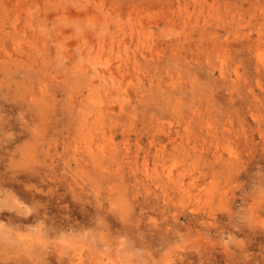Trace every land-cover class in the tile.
Segmentation results:
<instances>
[{
    "label": "rangeland",
    "instance_id": "rangeland-1",
    "mask_svg": "<svg viewBox=\"0 0 264 264\" xmlns=\"http://www.w3.org/2000/svg\"><path fill=\"white\" fill-rule=\"evenodd\" d=\"M167 1L0 0V227L15 232L0 228L1 264H43L42 250L49 264H264V66L256 56L264 58V36L256 48L245 44L264 31V0H187L183 10ZM169 12L174 32L175 23L192 31L178 18L188 16L207 18L209 35L194 31L190 42L182 34L185 47L162 54L158 67L141 42H175ZM215 37L233 41L220 52ZM94 68L105 70L103 82ZM95 102L105 107L100 120ZM90 148L111 156L95 167ZM169 170L189 193L165 182ZM10 198L39 221L8 225ZM11 236L39 247L28 255Z\"/></svg>",
    "mask_w": 264,
    "mask_h": 264
},
{
    "label": "bare ground",
    "instance_id": "bare-ground-1",
    "mask_svg": "<svg viewBox=\"0 0 264 264\" xmlns=\"http://www.w3.org/2000/svg\"><path fill=\"white\" fill-rule=\"evenodd\" d=\"M185 2L184 3H182V0H174V1H170V0H168L167 1V7L169 8V9H172L174 6H177V7H179V8H182V10H183V7L184 6H186L187 5V0H184ZM192 1H194V0H192ZM199 5H201V4H199ZM177 7H176V9H177ZM197 7V6H196ZM194 8V7H193ZM188 9H189V7H188ZM201 9H203V8H201ZM182 10H178V15L179 16H181L183 13H182ZM200 10V9H199ZM221 10V9H220ZM171 11V10H170ZM184 11H188V10H184ZM183 11V12H184ZM192 11V10H191ZM212 11H213V9H212ZM219 11V10H218ZM173 12H176L175 10H173ZM200 12V11H199ZM206 12V11H205ZM216 12H217V10H216ZM189 13V12H188ZM192 13V12H191ZM209 13V12H208ZM211 13V12H210ZM218 13V12H217ZM217 13H215L214 12V14H216V15H218ZM173 14V13H172ZM193 14V13H192ZM201 14V13H200ZM222 14V13H221ZM199 15V14H198ZM202 15H204V13H202ZM202 15H201V17H202ZM213 15V14H212ZM211 15V16H212ZM220 15V14H219ZM207 16V15H206ZM214 16V15H213ZM184 17V16H183ZM179 19H182L181 20V26H182V28H189L190 30H192V31H189L188 29V31L189 32H186L184 29V31H182V32H179V30H178V27H177V25H176V23H175V27H176V32H174V30H175V28H173V26H174V23L173 22H175V20H176V18H174V17H172L171 16V14H170V12L169 13H167L166 14V21L168 22V24L170 25V29L174 32V33H176L177 34V36H176V40L174 39V41L175 42H173V43H169L168 41H169V39L168 40H166L165 41V43L166 44H170V45H166L165 46V48L163 47V48H159V45H160V43L158 44L156 41H155V38H151V37H147L148 39H149V42H147V40L148 39H142V44H144L143 45V48H145V47H149L151 50H150V53H148L150 56H148V55H146L145 53H144V51L143 52H141L142 53V55H143V57L145 58V60L148 62V63H150V64H152L153 63V61H149V58H147V57H151V58H153V59H156V62H154L158 67H159V60H161V59H163V56H162V54H167V53H170L171 52V54H173V55H175V54H177V53H179L180 51L179 50H181L183 47H185V45L183 44V45H181L180 46V43H179V41H182V34H183V39H185V40H188L189 39V41L191 42V39H193V33L192 32H194V31H196V34H198V37L200 38V40H201V38L202 37H204L205 38V36L208 34L209 35V33H208V26H209V21L207 20V18L205 19L204 18V16H203V19H205V21L203 20V23H199V21L198 20H196L195 18H194V20H196V22L195 21H192L191 19H187L188 18V16H187V18H186V16H185V19L184 18H182V17H178ZM189 18H191V17H189ZM221 18V17H220ZM9 19H10V17H9ZM187 19V20H186ZM215 19V18H214ZM217 20V19H216ZM220 20V19H219ZM0 21H1V24L3 23V24H5L3 21H2V19H1V15H0ZM180 21V20H179ZM222 21V20H221ZM13 25H14V22H11ZM213 23V22H212ZM218 23H219V21H218ZM173 24V25H172ZM214 24V23H213ZM217 26V25H216ZM222 26V25H221ZM1 27V26H0ZM226 27V26H225ZM226 28H228V27H226ZM1 29V28H0ZM178 30V31H177ZM212 30V29H211ZM229 30V29H228ZM4 31V30H3ZM214 31V30H213ZM235 31V30H234ZM238 31V30H237ZM236 31V32H237ZM218 32H220V31H218ZM233 32V31H232ZM223 33V32H222ZM245 33H247V32H245ZM138 34H140V31H139V33ZM144 35H146V33H143ZM236 34V33H235ZM242 34H243V31H242ZM224 35H226V32H225V34ZM247 35V38H250L251 37V34H246ZM196 36V35H195ZM261 36H264V31L263 32H261L260 34H258V36H257V38L254 40L253 39V37H252V39L250 38L248 41H246L247 43H245V44H247L248 45V47L250 48L251 46H255L254 48H256V47H258V44L259 43H257V44H251V43H254L255 41H262L263 40V38L261 37ZM112 37V36H111ZM213 37V36H212ZM217 37V36H216ZM216 37L214 38V41H213V43H215V45L213 46V48H215V49H220L219 51L221 52H224L223 51V49L225 50V47L227 48L228 46H231V44H230V41L232 40L233 41V39H231L230 41H229V37L228 38H226L225 40H221V39H218V41L216 40ZM100 38V37H99ZM104 38H105V36L103 35V39L102 40H104ZM113 38H115V35H113ZM124 38V37H123ZM219 38H221V36H219ZM230 38H232V37H230ZM246 38V39H247ZM98 39V38H97ZM131 39H133V37L131 36ZM195 39V38H194ZM207 39H212L211 37H208ZM224 39V38H223ZM13 40V39H12ZM197 40H199V39H197ZM219 40H221V41H219ZM119 42L121 41V39L120 40H118ZM204 41V40H203ZM123 42V41H122ZM160 42V41H159ZM189 42V43H190ZM14 43H15V41H14ZM99 43H102L101 41L99 42ZM146 43V44H145ZM198 43H200V42H198ZM202 43V42H201ZM204 43H205V41H204ZM182 44V43H181ZM220 46H219V45ZM124 45H126V44H124ZM138 45V44H137ZM191 45V44H190ZM196 45H198V47H199V49L201 48L200 46H199V44H197L196 43ZM204 45V44H203ZM202 45V46H203ZM141 46V45H140ZM205 46V45H204ZM207 46V45H206ZM204 47V48H206V50L208 49L207 47ZM211 46V45H210ZM167 47H169V48H167ZM217 47V48H216ZM246 47V46H245ZM142 48V47H141ZM148 48V49H149ZM156 50V51H153V50ZM196 49H198L197 48V46H196ZM203 49V48H202ZM215 49H213V50H215ZM251 49V48H250ZM227 50V49H226ZM200 51V50H199ZM208 52V51H207ZM134 53H136V52H134ZM137 54V53H136ZM198 54V53H197ZM257 55V59H259L260 60V62L263 64V66H264V58H263V56H262V53H256ZM167 55H169L170 56V54H167ZM172 55V56H173ZM134 57H136V56H134ZM175 57V56H174ZM132 58V57H131ZM142 58V57H141ZM194 58H195V56H194ZM194 58H192V59H194ZM128 59H130L129 57L125 60V62H126V65H127V67H129V62H128ZM10 60H12L11 58H10ZM144 60V59H143ZM131 61H133L132 59H131ZM5 63V62H4ZM164 63V62H163ZM169 67L171 66V65H169L170 63H168L167 62V60H166V62H165ZM9 63H6V65H8ZM17 62L15 63V65L17 66ZM20 64V63H19ZM21 64L23 65V66H27V63H22L21 62ZM132 65H133V67L134 68H136L135 66H136V64L134 63H131ZM146 64V63H145ZM159 64V65H158ZM160 66H162V64L160 65ZM168 66H166V67H168ZM6 68V67H5ZM96 68V67H95ZM94 68V69H95ZM167 69V68H166ZM189 69V68H188ZM188 69H187V71H188ZM25 71H26V75L28 76V74H30V72L29 71H31V69H25ZM28 71V72H27ZM79 71H80V69H79ZM81 72V71H80ZM99 72H101V74H99ZM221 72H224V70L223 69H221ZM28 73V74H27ZM108 73H110V74H112V73H114V70L111 68V67H109V69H108ZM189 73V72H188ZM80 74V73H79ZM94 74H96V75H99V77H101V79H102V81L101 82H103V80L105 79V70H102V71H98L97 69H95L94 70ZM170 75V74H169ZM29 76H31V74L29 75ZM80 76H81V74H80ZM171 77V76H170ZM181 78H182V76H181ZM180 78V80H178V83L179 84H181L179 81H183V78L181 79ZM185 79V78H184ZM167 81H168V79H166ZM195 80V79H194ZM194 80L193 81H190V84H192L193 86V88H194V85H195V83H193L194 82ZM201 80V79H200ZM205 80H206V78H205ZM170 85H168L167 87H171L172 88V91H171V95H173V99H175V98H177V95H178V93L177 94H175V88H177V84H175V82H177V78L175 77V76H172L171 78H170ZM186 81H187V78H186ZM189 81V80H188ZM100 82V83H101ZM204 82V81H203ZM100 83H98L99 85H102V84H100ZM169 83V82H168ZM184 83H185V81H184ZM206 83V82H205ZM204 83V85H206ZM189 84V83H188ZM200 84V83H199ZM198 84V85H199ZM157 85L159 86V83L157 84H155V85H149L148 86V89H147V91L149 90H153V91H158L159 90V88L157 87ZM165 85V84H164ZM182 85H183V82H182ZM190 86V85H189ZM207 86V85H206ZM180 87V86H179ZM109 88V87H108ZM191 87H189L188 89H190ZM110 89V88H109ZM163 89V88H162ZM184 89V88H183ZM164 90V89H163ZM192 90H194V89H192ZM191 90V91H192ZM196 90V89H195ZM143 91V90H142ZM184 91V90H183ZM190 90H188L187 92H186V94L188 93H190L191 94V91L189 92ZM195 92V91H194ZM193 92V94L195 95V93ZM108 93H109V91H108ZM111 93V92H110ZM184 93H185V91H184ZM149 95H150V92L148 93ZM156 94H157V98L156 97H153V98H156L155 99V101H157V100H159L160 98H159V93H157L156 92ZM189 94V96H191V95H193V94H191L190 95ZM152 95V94H151ZM165 95V94H164ZM180 95V94H179ZM107 96H108V94H107ZM139 96V95H138ZM166 96H169V95H167L166 94ZM181 96V95H180ZM179 96V97H180ZM143 98V97H142ZM170 98V97H169ZM188 98H190V97H188ZM144 99V98H143ZM140 100V99H139ZM163 100V99H162ZM161 100V101H162ZM171 100V99H170ZM191 100H192V98H191ZM190 100V101H191ZM165 101V100H164ZM176 101V100H175ZM171 102V101H170ZM192 102V101H191ZM166 103V102H165ZM150 104V103H149ZM151 106V105H150ZM42 107V106H41ZM41 107H38V108H40L41 109ZM145 107H146V105H145ZM144 107V108H145ZM169 107V106H168ZM172 107V106H171ZM37 108V109H38ZM43 108V107H42ZM173 108V107H172ZM36 109V110H37ZM92 109H93V112H92V116H94V119L93 120H100V119H102V117H104V114H105V111H104V109H105V107H104V105H101V103H97V102H95L94 103V105H93V107H92ZM144 110V109H143ZM151 110V109H150ZM163 110V109H162ZM160 111V110H159ZM35 112H37V111H35ZM38 112H40L41 113V110L39 111V109H38ZM134 112V111H133ZM137 111H135V113H136ZM173 112V111H172ZM175 112H176V110H175ZM150 113V112H149ZM42 114V113H41ZM40 114V115H41ZM133 115H134V113H132ZM147 114H148V112H147ZM39 114L37 115V116H39V118H41V116H40ZM142 115L144 116V117H146V114H145V112H144V114L142 113ZM152 115V114H151ZM43 116V115H42ZM135 116V115H134ZM148 116V115H147ZM149 116H150V114H149ZM155 116V115H154ZM151 117V116H150ZM43 118V117H42ZM172 130V129H171ZM166 131L167 133H166V135L168 134V138H169V141L171 140V142H173V144H175L176 143V139H177V137L175 138V139H172V136H171V133L170 132H172V131ZM174 132H176V133H178V130H174ZM33 135H35L34 133H33ZM98 151V155L96 154V151L94 150V149H92V148H90L89 149V151H88V158L90 159V161L94 164V166L96 167V166H98V167H101L102 166V160H103V158H104V156H107L108 158L111 156V155H108V154H104V152H105V150L104 149H100V150H97ZM100 152H102V155H100L99 153ZM33 170V169H32ZM26 171H28V170H26ZM30 172H31V170H29ZM30 172L28 173L27 172V174L26 175H30ZM168 174H167V181H165L166 183H168L169 182V184H171V185H175L176 187H177V190L179 191L180 190V194L181 195H186L187 193H189L190 191L187 189V188H184L183 187V184L182 183H180V179H176V177H174L172 174H171V170H169L168 172H167ZM32 175V174H31ZM173 176V177H172ZM14 177V176H13ZM40 177V176H39ZM45 177V176H44ZM16 178V177H15ZM51 178H52V176H51ZM14 179V178H13ZM160 180V179H159ZM170 180V181H169ZM171 182V183H170ZM24 185V184H23ZM30 185V184H29ZM168 185V184H167ZM260 185V184H259ZM35 186H37V185H35ZM261 186V185H260ZM259 186V187H260ZM263 186H264V184H263ZM33 187V186H32ZM172 188L174 187V186H171ZM167 188H168V186H167ZM24 189V188H23ZM27 189H30V190H32V191H34L35 190V188L33 189H31V188H27ZM174 189H175V187H174ZM262 189L264 190V188L262 187ZM26 189H24V191H25ZM257 190H259V188H257ZM163 191V190H162ZM261 191V190H260ZM26 192V191H25ZM37 192L38 191H36V196H37ZM42 192V191H41ZM55 192V191H54ZM35 192H33V194H34ZM22 194V198H23V200H24V198H26V195L28 196L27 198H31V197H29V193H26V195L25 194H23V193H21ZM25 195V197H23ZM73 195H75V194H73ZM198 195H200V194H198ZM189 196H190V194H189ZM195 197H197V195H195ZM214 197V196H213ZM264 197V196H263ZM258 198H260L259 196H258ZM257 198V199H258ZM16 199V198H15ZM255 200V201H257L258 202V200ZM27 199H25L24 201H26ZM31 200H33V198H31ZM159 200V199H158ZM264 199H261V201H263ZM34 201V200H33ZM32 201V202H33ZM254 201V202H255ZM26 202H28V201H26ZM37 202H38V200H37ZM36 202V203H37ZM34 203V202H33ZM256 203V202H255ZM263 203V202H262ZM157 204V203H156ZM181 204V202L179 203V205ZM184 204V203H183ZM183 204H181V205H183ZM253 204V203H252ZM251 204V205H252ZM8 206V207H10V208H16V210H14V215H15V212L17 211V213L19 212V213H21V216H20V214L18 213V214H16L15 216L14 215H12L11 217L12 218H8V225H9V223H11V222H15V225H13V223H12V225L13 226H16V222L17 221H29V223H30V221H37L38 219H40L39 217V215H36L37 213H35L34 214V216L32 215V216H28L27 215V212H28V214H29V212H31L30 214H32L33 213V211H32V209H30L31 211H29V209L28 208H26V204H25V207L24 208H22L18 203H16V201L13 199V198H10V203H6V202H4V204H2V206ZM27 205H29V204H27ZM34 205H35V203H34ZM33 205V207L35 208V206ZM163 205V204H162ZM178 205V204H177ZM176 205V206H177ZM179 205H178V208H179ZM253 205H255V204H253ZM157 206H158V204H157ZM157 206L155 207V208H157ZM164 206V205H163ZM185 206V205H184ZM256 206L257 205H255L254 206V208H256ZM259 207H260V205H258ZM159 207H160V205H159ZM158 207V208H159ZM262 208H263V206H261ZM0 208H1V204H0ZM7 208V207H6ZM249 208H251V207H249ZM262 208L260 209V210H262ZM3 209V208H2ZM161 209H162V207H161ZM175 208H173V211H176V210H174ZM252 209V208H251ZM179 210H182V209H179ZM255 210V209H254ZM257 210V209H256ZM255 210V211H256ZM259 210V209H258ZM12 211V210H11ZM158 211H159V209H158ZM163 211V210H162ZM161 211V212H162ZM194 211V210H193ZM253 211V210H252ZM252 211H250V212H252ZM263 211V210H262ZM188 212H189V210H188ZM211 213H212V209H211V211H210ZM261 212V211H260ZM4 213H5V211H4ZM8 213V212H7ZM163 213L164 212H162V216L164 217V215H163ZM181 213V212H180ZM183 213H185V210H184V212ZM187 213V212H186ZM254 214H255V212H253ZM263 213V212H262ZM25 216V217H23V215ZM195 214V215H194ZM198 214V213H197ZM253 214V215H254ZM178 215H179V212L178 213H174V216H173V218L174 219H177L178 218ZM252 215V216H253ZM3 216V215H2ZM66 216H68V215H66ZM193 216L195 217H198V215H196V213L195 212H193L192 213V215L190 216L191 218V221H193ZM205 216V215H204ZM203 216V217H204ZM208 216V215H207ZM254 216H258L259 217V215H257V214H255ZM3 217H6V216H3ZM8 217V216H7ZM199 217H201V215L199 216ZM68 218V217H67ZM186 218H188L189 219V216L187 215V217ZM264 218V217H263ZM252 220H254L253 219V217L251 218ZM256 219H258V218H256L255 217V220H254V222L256 221ZM261 219H262V216H261ZM165 220V219H164ZM166 220H168V219H166ZM39 221V220H38ZM68 222L70 221V219L68 218V220H67ZM197 221V220H196ZM261 220H259V222H260ZM19 222V223H20ZM164 222H166V221H164ZM258 222V223H259ZM0 223H1V220H0ZM2 223H4V222H2ZM18 222H17V225L19 224ZM23 223V222H22ZM36 223V222H35ZM261 224H262V222H260ZM259 223V224H260ZM26 223H24L23 225H25ZM164 223H161V226L163 225ZM171 224V223H170ZM190 224V223H189ZM191 224H193L192 222H191ZM1 225V224H0ZM2 225H4L3 227H4V229H3V227H0L1 228V230L3 229V230H6V232H8L9 234H15V232L12 230L14 227L13 226H11V227H13L12 229L11 228H9L8 227V229H6L5 228V225H7V224H2ZM37 225H39V224H37ZM36 225V226H37ZM71 225V224H70ZM165 225V224H164ZM253 225V224H252ZM264 225V224H263ZM19 226H21L20 224H19ZM72 226V225H71ZM42 230L43 229H45V228H43V226H39ZM18 228V227H17ZM32 228V227H31ZM37 228V227H36ZM252 228H253V226H252ZM160 229H161V227H160ZM0 230V231H1ZM12 230V231H11ZM32 230V229H31ZM257 229H255V231H256ZM34 230H32V232H33ZM258 231V230H257ZM256 231V232H257ZM2 232V231H1ZM1 232H0V234H1ZM5 232V231H4ZM37 232H39V230L37 231ZM259 232V231H258ZM7 234V233H6ZM5 235L3 234V237H4ZM7 237V239L8 238H10L9 236L10 235H6ZM24 237V236H23ZM23 237H18L19 238V240H15L14 238H12V236H11V239H13L14 241H16L15 243L16 244H13L12 243V241L10 242V243H12V245L14 246V248H16V250H18L17 249V247L18 248H20L21 250H24V252H28V255H34V250H35V247H39L38 245H37V243L36 242H38L39 243V241H38V239H35L34 237H30V238H23ZM5 238V237H4ZM10 241V240H9ZM41 244V243H40ZM39 244V245H40ZM44 244V243H43ZM33 245L35 246L34 247V249H32V247H33ZM43 246V245H42ZM41 247V246H40ZM26 250V251H25ZM45 250V249H44ZM47 253H49V252H46V251H43L42 250V252L40 253L41 255V257H42V260H43V264H49L50 262V260L48 261L47 260ZM27 254V253H26ZM38 255H39V253H37ZM37 254H36V256H37ZM36 259H38V258H36ZM17 260V259H16ZM29 260V259H28ZM5 261V260H4ZM17 262V261H16ZM15 262V263H16ZM32 262H35V261H33L32 260ZM41 262V261H40ZM60 262V261H59ZM2 262H0V264H1ZM5 263V262H4ZM6 263H8L7 261H6ZM5 263V264H6ZM10 263V262H9ZM8 263V264H9ZM12 263V262H11ZM19 262H17L16 264H18ZM21 263H23V262H20V264ZM262 262H260V264H261ZM14 264V263H13ZM24 264V263H23ZM28 264V263H27ZM30 264V263H29ZM36 264V263H35ZM38 264V263H37ZM41 264V263H40ZM75 264H80V261L79 260H77V262H75Z\"/></svg>",
    "mask_w": 264,
    "mask_h": 264
}]
</instances>
